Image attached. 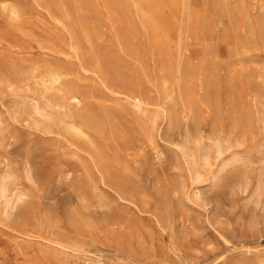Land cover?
Returning <instances> with one entry per match:
<instances>
[{"label": "rangeland", "instance_id": "obj_1", "mask_svg": "<svg viewBox=\"0 0 264 264\" xmlns=\"http://www.w3.org/2000/svg\"><path fill=\"white\" fill-rule=\"evenodd\" d=\"M179 1L0 0V264H264V0Z\"/></svg>", "mask_w": 264, "mask_h": 264}, {"label": "bare ground", "instance_id": "obj_2", "mask_svg": "<svg viewBox=\"0 0 264 264\" xmlns=\"http://www.w3.org/2000/svg\"><path fill=\"white\" fill-rule=\"evenodd\" d=\"M180 1L179 0H165V2H164V4L162 5V8H163V10H168L167 8H168V5H169V3H172L173 5H174V9H176V7H177V4L179 3ZM164 15V14H163ZM214 63H215V61L214 60H212L211 61V66H212V69L214 68ZM78 100V99H77ZM75 102V101H74ZM80 251H82L83 253V256H85V257H87L88 258V254H87V252H86V249H81Z\"/></svg>", "mask_w": 264, "mask_h": 264}, {"label": "built area", "instance_id": "obj_3", "mask_svg": "<svg viewBox=\"0 0 264 264\" xmlns=\"http://www.w3.org/2000/svg\"><path fill=\"white\" fill-rule=\"evenodd\" d=\"M85 264H105L104 258H102L101 256H96V257H89Z\"/></svg>", "mask_w": 264, "mask_h": 264}]
</instances>
